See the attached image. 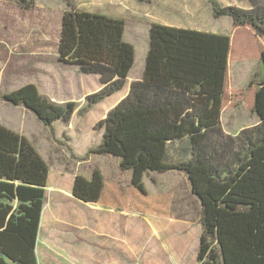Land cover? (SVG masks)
Instances as JSON below:
<instances>
[{"label":"trees","instance_id":"16d2710c","mask_svg":"<svg viewBox=\"0 0 264 264\" xmlns=\"http://www.w3.org/2000/svg\"><path fill=\"white\" fill-rule=\"evenodd\" d=\"M34 1L19 4L28 7ZM208 1L215 18L232 19L234 34L151 24L143 79L97 124L104 131L102 142L88 156L118 158L121 170L132 173L137 194L150 198L142 202L145 211L165 219L172 216L169 200L150 197L144 177L183 172L201 204L197 263L264 264V79L250 81L245 93L259 125L235 137L221 125L230 63L253 57L264 68V0H249L250 9ZM125 31L124 19L75 7L63 14L59 61L100 76L104 85L86 98L81 115L124 89L136 58ZM1 99L32 112L53 135L56 122H70L79 106L57 104L33 84ZM183 140L189 155L185 150L187 158L170 162L171 145ZM49 174L50 166L34 143L0 124V264H39L36 249ZM137 194L132 197L106 181L99 170L89 179L76 176L72 188L73 197L85 204L145 216L136 209L140 202L133 201L140 199Z\"/></svg>","mask_w":264,"mask_h":264},{"label":"rangeland","instance_id":"374dc122","mask_svg":"<svg viewBox=\"0 0 264 264\" xmlns=\"http://www.w3.org/2000/svg\"><path fill=\"white\" fill-rule=\"evenodd\" d=\"M217 1L224 7L251 8L249 0ZM27 3L20 6L19 0H0V42L11 50L12 56L5 78L1 81L0 101L3 94L29 84L45 83L52 86L49 87L50 92L52 88L59 99L67 102L66 96H69L73 100L70 102L79 104L70 123L60 121L55 125V135L49 128L44 129L36 118L28 124L21 122L24 130L16 127L33 135L35 144L50 164L53 176L57 178L60 172L65 176L64 191L60 194L48 192L47 195L40 251L48 243L52 244L53 259L46 261L44 254L39 252L40 263L198 264L197 253L202 235L201 204L192 193L185 174L179 171L149 174L144 180L150 197L164 196L169 200L167 211L172 216L165 219L151 209L145 211L146 205L142 202L150 198L137 194L131 185L132 173L121 170L118 158L96 154L90 159V147L96 148L100 134L96 126L106 119L112 109L104 118L96 112L80 114V110L87 105L86 98L102 89L82 97L88 88L87 77L81 76L77 67L59 61L58 44L63 14L72 7L124 19L125 40L136 49V68L132 74L135 78L136 72L141 70L142 65L145 66L151 24L196 28L200 32L231 36L234 34L232 19L215 18L213 6L208 0H35L28 7L25 6ZM254 46L251 43L250 47ZM263 79L264 68L257 58L230 63L226 83L227 103L223 113L227 133L237 136L242 130L258 124L259 118L249 110L246 91L250 81L261 82ZM56 88L70 93L65 96L63 92L60 96ZM28 112L23 107L16 114L20 119L24 115L31 118L32 114ZM9 113L10 109L0 105V120L8 118ZM186 147V143L178 145L182 148L180 160L187 158ZM170 149L169 161L175 163L178 159L174 153L175 146ZM95 170H99L104 179L120 184L127 193L130 191V196L137 194L140 199L133 200L140 202L136 209L144 210L142 213L146 215L103 209L73 198L75 177L80 175L89 179ZM96 233H115L122 240L111 247L104 238L96 240Z\"/></svg>","mask_w":264,"mask_h":264},{"label":"crops","instance_id":"0c3cea01","mask_svg":"<svg viewBox=\"0 0 264 264\" xmlns=\"http://www.w3.org/2000/svg\"><path fill=\"white\" fill-rule=\"evenodd\" d=\"M88 12V11H87ZM224 18V17H223ZM169 26H171V25H169ZM171 27H176L177 28V26H171ZM182 29H185V28H182ZM196 29V28H195ZM194 29V30H195ZM191 30H193V29H191ZM149 46H150V42H149ZM136 50V49H135ZM148 50H149V48L147 49V52H148ZM11 59H12V56H11V50H8V49H6V47H5V44L1 41L0 42V86H1V81L5 78V75H6V72H7V68H8V65L11 63ZM68 65V64H67ZM70 66H72V65H70ZM73 67H76V66H73ZM135 68H136V58H135V65H134V67L132 68V70H131V72H130V74H129V76H128V78H127V80H126V84H125V87H124V89L122 90V91H120V92H118V93H116V94H114V95H112V96H110V97H108L106 100H104L103 102H101V103H99V104H97V105H95L88 113V115H90L91 113H97L98 115H100V117H105V115L111 110V109H113L114 107H116L121 101H123L129 94H130V91H131V86H132V84L133 83H135V82H138V81H141L142 79H143V74H144V69H145V66H143L142 65V67H141V70L139 71V72H136V76H135V78H133V76H132V74L134 73V71H135ZM77 69V68H76ZM78 71H79V68H78ZM80 72V71H79ZM81 73V72H80ZM81 76H86L87 77V84H88V88L84 91V93L82 94V97L83 98H85L87 95H89L90 93H93V92H95V91H98V90H101V89H103L104 88V85L102 84V82H101V80H100V76H98V75H88V74H83V73H81ZM82 79H84V77L82 78ZM74 81L75 80H73V83H74ZM72 83V84H73ZM37 88H38V90H39V92L42 94V95H44V96H46V97H48V98H50L53 102H55V103H58V104H64V103H67V102H70V100L71 101H73L72 100V97H69V96H66V94L68 95L70 92L69 91H67L66 89H63V88H60V89H57L56 88V90L57 91H59V94L58 95H60V96H63V92H64V94H65V96L66 97H68L66 100H67V102L66 101H64V100H61V99H59V97L56 95V94H54V90H52V88H51V91L52 92H50V89H49V87L51 86V85H47V84H45V83H42V84H38V85H35ZM75 86V85H74ZM73 86V87H74ZM52 87V86H51ZM73 90V89H72ZM0 91H1V88H0ZM63 99V98H62ZM0 105H3V107L4 108H8V109H10L11 110V113H9L8 114V118H5L4 120L2 119V120H0V124L1 125H3V126H5V127H7V128H9V129H12V130H14V131H16V132H18V133H20L21 135H24V136H26L28 139H30L33 143H34V145L37 147V149L39 150V152L41 153V151H40V149L38 148V146L35 144V142H34V139H33V135H28L26 132H24L23 130H24V128L22 127V126H20L21 125V122L22 123H25V124H28V123H30L31 121H34L33 120V118H36L38 121H39V123H41L42 125L41 126H43V128L45 129H47V127L32 113V112H30L29 110V112H28V114H32L31 115V118L30 117H28V115H24L23 116V120L22 119H20L19 117H18V113H19V110H21V108H23V107H18V106H13V105H10V104H8V103H6V102H4L3 100L2 101H0ZM27 112V111H26ZM77 112V111H76ZM76 112L74 113V115L72 116V119L70 120V122L73 120V118H74V116H75V114H76ZM17 113V114H16ZM224 111L222 112V115H221V125H222V128H223V130H224V132L226 133V134H228V135H231L230 133H227L226 131H225V129H224V122H223V117H224ZM87 115V116H88ZM97 115V116H98ZM17 116V117H16ZM86 116V117H87ZM60 121H58V122H56V124L57 123H59ZM70 122H68V123H70ZM68 123H65V124H68ZM55 124V125H56ZM257 125H259V122H258V124ZM257 125H255V126H257ZM19 126V127H18ZM22 128L21 130L19 129H17V128ZM254 127V126H253ZM96 131H100V134H99V138H98V143H97V146L96 147H98L100 144H101V142H102V138H103V129H97ZM239 134V133H238ZM237 134V135H238ZM231 136H236L235 134H232ZM184 143H186V151L189 153V145H188V141L187 140H183V141H178V142H175V143H173L172 145H174L175 146V151H174V153L175 154H177V156H178V159H179V157H180V155L179 154H181V151H182V148L180 149V148H178V145L179 144H184ZM171 145V146H172ZM89 149V148H88ZM91 149H93V148H91L90 147V150ZM84 152H87V151H85L84 150ZM83 152V153H84ZM41 155L44 157V159L46 160V158H45V156L41 153ZM80 155V154H79ZM82 155V154H81ZM94 155H96V154H91V155H89L90 156V159H92L93 157H94ZM102 156H107V155H102ZM114 158V157H113ZM177 159V160H178ZM47 162H48V160H46ZM48 164H49V162H48ZM49 166H50V164H49ZM150 174H154V173H150ZM149 175V174H148ZM148 175H146L145 177H144V180H145V178L148 176ZM186 177V176H185ZM55 176H53V174H52V170H51V167H50V174H49V179H48V184H47V188H46V196L48 195V192H52V193H56V194H60L62 191H64V189L62 188V186H63V181H64V179H65V176L63 175V173L62 172H60V174H59V176L56 178V180H55ZM132 178V177H131ZM187 178V177H186ZM106 181H108V182H112L111 180H108V179H105ZM188 180V179H187ZM52 181H53V184H51L52 183ZM145 182V181H144ZM54 183H55V185H54ZM112 183H115V182H112ZM115 184H117V185H120V184H118L117 182L115 183ZM74 198V197H73ZM44 209H45V207H44ZM43 216H44V211H43V214H42V220H41V225H40V233H41V228H42V221H43ZM40 233H39V238H38V244H37V249H36V254H37V258H38V262H39V264H41L40 263V258H39V252L41 253V254H44V256L46 257V261H48V260H50V259H53V257H52V244H50V243H48L47 244V247H44V248H42V251H40ZM101 238H104L105 239V241H107V242H105L108 246H111V247H115V245L120 241V240H122V237H118L117 235H115V233H96V235H95V239L96 240H98V239H101ZM81 239H83V236L80 238V240ZM51 261V260H50Z\"/></svg>","mask_w":264,"mask_h":264}]
</instances>
